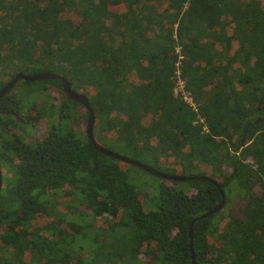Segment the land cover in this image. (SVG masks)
<instances>
[{
  "label": "trees",
  "instance_id": "16d2710c",
  "mask_svg": "<svg viewBox=\"0 0 264 264\" xmlns=\"http://www.w3.org/2000/svg\"><path fill=\"white\" fill-rule=\"evenodd\" d=\"M177 46L197 110L174 93ZM0 65V89L66 77L98 143L226 195L198 218L217 184L159 177L145 209L135 165L70 125L89 115L62 82L23 80L0 99V264H193L196 218L195 264H264V0H0Z\"/></svg>",
  "mask_w": 264,
  "mask_h": 264
},
{
  "label": "water",
  "instance_id": "95a60500",
  "mask_svg": "<svg viewBox=\"0 0 264 264\" xmlns=\"http://www.w3.org/2000/svg\"><path fill=\"white\" fill-rule=\"evenodd\" d=\"M21 79L25 80V81H36V80H41V79H59L62 82L63 90L75 102L83 105L86 108V110L88 111L89 117H88L86 132H87L88 138L94 144V146L96 147V149L98 151L105 153L111 157L117 158L123 162L135 165V166H137V167H139V168H141L147 172H150L151 174H154L158 177H161L165 180L187 181V180H193V179L207 178V179L211 180L212 182H214L215 184H217V186L221 189V194H222L221 202L213 210L209 211L208 213L201 215L198 218H204V217H208V216H211L213 214H216L219 210H221L224 207V205L226 203L225 192L223 191L221 185L218 184L217 181H215L214 179H212L210 177H205V176H184V175H177V174H168L166 172L160 171V170L152 167L151 165H148V164L141 162L139 160L132 159V158L124 156L122 154L113 152V151L105 148L104 146H102L100 143H98L96 140V137H95V133H94L96 116H95V112L93 110V107L90 103L89 98L84 93H81L79 91H75L72 83L64 76H61L59 74L49 72V71H41V72H37V73H33V74H27L23 71H19L15 75L14 79L11 82H9L0 91V98L4 94H6L13 86H15L17 84V82ZM2 187H3V173H2L1 166H0V192H1ZM198 218L194 219L190 225V241H191V251H192V257H193V264H195L194 249H193V243H192L193 242V225Z\"/></svg>",
  "mask_w": 264,
  "mask_h": 264
},
{
  "label": "rangeland",
  "instance_id": "374dc122",
  "mask_svg": "<svg viewBox=\"0 0 264 264\" xmlns=\"http://www.w3.org/2000/svg\"><path fill=\"white\" fill-rule=\"evenodd\" d=\"M176 51V50H175ZM10 78V76H5L3 78L4 81H7ZM25 81V80H24ZM23 80H20L16 85L15 88L16 90H20V89H27L31 84L25 83ZM31 87L33 88V85H31ZM20 92H22V90H20ZM33 98L36 99V97H31V99ZM41 98L38 97L37 100L39 101ZM77 111L79 113V115L81 116L80 121L74 120V119H70V125L74 126L76 130H78L79 133H81L83 136L86 134V127L87 124L84 123L85 119V109L81 108V107H77ZM48 122L46 120H40L39 122V128H46L47 127ZM99 142L102 146H104L105 148L122 154L124 156L130 157L132 159H136V157H134L132 154L129 153H125V151H123L122 149H120L119 147H115L114 145L105 142V140L99 139ZM138 160V159H136ZM128 168L132 169V173H131V180L136 183L138 185V187L140 189H142V199L145 202V209L147 210H155L158 208V203L160 201V195H159V185L161 183V179L154 175L151 174L150 172H147L145 170L139 169L138 167L135 166H127ZM2 169V168H1ZM3 173V180L6 179V171L2 170ZM134 173V174H133ZM200 172L195 171V170H191V171H185L184 173H182V171H180L179 169L168 173V174H177V175H184V176H201V174H199ZM176 184L180 185V186H184L186 184H188L187 181H179ZM4 185V183H3ZM228 191V189H226V192ZM237 193L235 192V195ZM233 201H235V204H238L240 202L239 199L234 198Z\"/></svg>",
  "mask_w": 264,
  "mask_h": 264
},
{
  "label": "built area",
  "instance_id": "2783aa9c",
  "mask_svg": "<svg viewBox=\"0 0 264 264\" xmlns=\"http://www.w3.org/2000/svg\"><path fill=\"white\" fill-rule=\"evenodd\" d=\"M176 53L178 54V59L175 64L176 67L173 76L175 79L174 93L176 96L182 97L185 102L188 103L194 110H197V103L190 90L187 88L186 80L183 77L182 65L184 55L181 52V47H176ZM201 121L204 122V119L201 118Z\"/></svg>",
  "mask_w": 264,
  "mask_h": 264
},
{
  "label": "flooded vegetation",
  "instance_id": "af4514ba",
  "mask_svg": "<svg viewBox=\"0 0 264 264\" xmlns=\"http://www.w3.org/2000/svg\"><path fill=\"white\" fill-rule=\"evenodd\" d=\"M1 57H2V56H1ZM2 70H3V66L0 65V73H1ZM18 72H19V71H18ZM18 72H17V73H18ZM17 73H16V74H17ZM16 74H15V75H16ZM14 77H15V76H14ZM14 77H13L12 79H9L8 83L11 82V81L14 79ZM2 80H3V77H2ZM21 80H22V79H21ZM19 81H20V80H19ZM19 81H18V82H19ZM18 82H17V83H18ZM8 83H7V84H8ZM7 84H6V85H7ZM6 85H5V86H6ZM5 86H4V87H5ZM4 87H3V88H4ZM3 88H2V89H3ZM14 88H15V86H13V87H12V88H11L6 94H4L3 96H6V95L9 94V95H8L9 98H10L9 100H11V99H13V98H15V97H19L20 95H18V94L14 91ZM2 89H0V91H1ZM10 92H11V93H10ZM3 96H2V97H3ZM2 97H1V98H2ZM28 97H29V96H28ZM31 97H32V96H31ZM33 97H34V96H33ZM1 98H0V99H1ZM29 98H30V97H29ZM30 99H31V98H30ZM78 107H79V106H78ZM0 166H1V165H0Z\"/></svg>",
  "mask_w": 264,
  "mask_h": 264
}]
</instances>
